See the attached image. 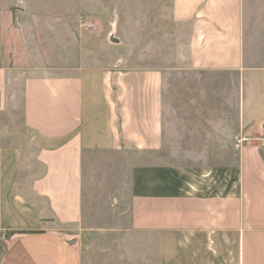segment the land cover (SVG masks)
<instances>
[{"label":"crops","instance_id":"obj_1","mask_svg":"<svg viewBox=\"0 0 264 264\" xmlns=\"http://www.w3.org/2000/svg\"><path fill=\"white\" fill-rule=\"evenodd\" d=\"M245 1H148L145 28L116 15L110 38L99 0H0V264H85L84 189L103 153L150 161L129 170V264H264L263 144H242L235 166L165 159L183 127L171 116L192 108L171 74L243 69ZM124 46H146V67Z\"/></svg>","mask_w":264,"mask_h":264},{"label":"rangeland","instance_id":"obj_2","mask_svg":"<svg viewBox=\"0 0 264 264\" xmlns=\"http://www.w3.org/2000/svg\"><path fill=\"white\" fill-rule=\"evenodd\" d=\"M99 1L98 4L103 3L105 7L110 28L116 25V15L124 18L122 23L137 19L145 28L146 13L151 11L148 1L157 5V9L169 5V0ZM245 6L251 19L245 28L243 69L223 73L176 71L171 74L170 90L179 92L178 102L186 101L192 107L182 109V115L171 116L173 124L183 126L170 132L171 146L165 159L171 165L235 166L240 146L257 144L264 136V0H246ZM258 12L262 14L259 19ZM162 24L166 25L163 33L172 29L168 22ZM124 47L123 58L134 60L129 68L146 67V46ZM185 92L194 94V98H181ZM209 92H215V95L211 97ZM131 156L103 153L91 157L92 169L89 171L92 179L84 189L83 200L85 232L79 240L85 264H114L115 260L120 264V257L124 259L123 264H129L132 255L129 244V170L132 165L150 162L140 156L134 161Z\"/></svg>","mask_w":264,"mask_h":264},{"label":"built area","instance_id":"obj_3","mask_svg":"<svg viewBox=\"0 0 264 264\" xmlns=\"http://www.w3.org/2000/svg\"><path fill=\"white\" fill-rule=\"evenodd\" d=\"M83 27L86 28V29H91V28H92V25L89 24V23H84V24H83ZM248 141H249V139H246V142H248ZM261 142H262V144H263V146H264V136H262V138H261Z\"/></svg>","mask_w":264,"mask_h":264},{"label":"water","instance_id":"obj_4","mask_svg":"<svg viewBox=\"0 0 264 264\" xmlns=\"http://www.w3.org/2000/svg\"><path fill=\"white\" fill-rule=\"evenodd\" d=\"M111 28H112V30H111V32H110V38H112V36H113V34H114V31H115V24H113V25L111 26ZM110 42H112V43H116V42H113V41H111V40H110Z\"/></svg>","mask_w":264,"mask_h":264}]
</instances>
